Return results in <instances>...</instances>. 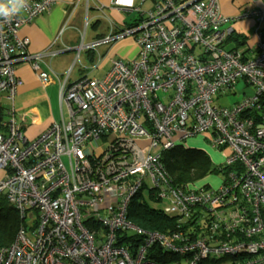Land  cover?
<instances>
[{"label":"built area","instance_id":"obj_1","mask_svg":"<svg viewBox=\"0 0 264 264\" xmlns=\"http://www.w3.org/2000/svg\"><path fill=\"white\" fill-rule=\"evenodd\" d=\"M53 2L27 0L0 17V197L22 219L13 242L0 247V264H157L147 259L154 245L181 257L170 264L220 256L264 264V9L241 15L256 20L255 48L246 57L224 48L236 18L224 17L217 0H110L138 20L90 48L127 37L136 58L112 60L100 79L63 85L69 120L28 141L14 108L22 84L16 66L28 64L43 86L52 78L41 66L50 54L29 53L20 32ZM239 81L252 95L214 104ZM199 134L230 151L216 191L174 187L160 162L163 151L187 148ZM141 190L165 203L160 210L175 219L174 230L129 221Z\"/></svg>","mask_w":264,"mask_h":264},{"label":"crops","instance_id":"obj_2","mask_svg":"<svg viewBox=\"0 0 264 264\" xmlns=\"http://www.w3.org/2000/svg\"><path fill=\"white\" fill-rule=\"evenodd\" d=\"M53 1L48 12L34 18L20 32L22 38L28 39L29 53L50 54L49 59L45 58L41 66L42 70L50 72L52 78L48 85L43 86L28 64L20 63L16 66V73L22 84L17 89L14 108L18 119L22 118L26 122L21 131L28 141L35 139L53 122L69 120L66 104L59 96L63 85L67 86L83 78L100 79L108 71L112 60L130 61L138 54L137 45L127 37L113 40L111 43H99L90 48L105 39L112 28L119 32V29L126 28L138 20L139 16L134 17V12L113 8L110 6V0ZM217 1L224 17L236 18L230 26L237 43L229 37L227 43L235 44L225 42L224 48H236L244 52L246 57L250 56L256 44L254 22L250 17L241 15L246 9H262L263 4L260 0ZM100 19L105 22L101 29ZM261 29L264 31V23ZM95 61L96 65L92 70L86 67ZM187 148L202 150L191 142Z\"/></svg>","mask_w":264,"mask_h":264},{"label":"trees","instance_id":"obj_3","mask_svg":"<svg viewBox=\"0 0 264 264\" xmlns=\"http://www.w3.org/2000/svg\"><path fill=\"white\" fill-rule=\"evenodd\" d=\"M135 22L126 28L134 26ZM229 37L237 43V39L232 34ZM227 41L228 39L226 43ZM160 162L172 185L183 190L198 186L207 188L209 186L208 183H205L206 177L222 172L219 166L215 167L211 163L210 158L203 150L197 148L176 146L163 151ZM143 193V190H141L132 200L127 214L129 221L137 228L158 233L165 234L170 230H174L177 225L175 219L165 215L160 209L151 208L146 202V196H152V192L149 191V194L145 193V195ZM151 200L153 201L152 198ZM21 223L22 219L18 211L7 202L5 197H0V247L9 246L13 242ZM126 239H129V237H126ZM136 241L140 240L137 239ZM150 249L147 259L153 260L157 264H170L181 261V257L162 250L156 245L151 246ZM243 259L245 258L241 256L210 257L201 264L205 262L209 264H237Z\"/></svg>","mask_w":264,"mask_h":264},{"label":"rangeland","instance_id":"obj_4","mask_svg":"<svg viewBox=\"0 0 264 264\" xmlns=\"http://www.w3.org/2000/svg\"><path fill=\"white\" fill-rule=\"evenodd\" d=\"M260 1L263 4L262 0H260ZM263 6H264V4H263ZM151 7H152L151 2L146 1L143 4L142 9L144 11H148ZM262 9H264V8H262ZM137 16H138V14L135 13L134 17H137ZM251 19H253V18H251ZM99 21H100L99 25H100V29H101V28H103L105 22H104V20H101V19ZM253 22H254V29H256V20L253 19ZM88 31H90V30H88ZM228 43H231L232 45L235 44L234 42H228ZM225 47H226V45H225ZM96 61L91 63V64H88L86 67H88V68H90V70H92L96 65ZM94 71H96V70H94ZM253 91L254 90H253L252 86H247L244 81H239L236 84L235 88H233L227 94L218 93V95L214 97V104H216L217 106H221V107H228V106L234 104V102H236L237 100H240L241 98H243L245 95L246 96L252 95ZM189 142L194 143L196 146H199L206 153V155L210 158L211 163L215 167H217V166L221 167L226 162V159L230 156V151L228 149L219 150V149L213 147L204 135L199 134V135H196L194 137L189 138L187 140V143H186L187 146H188ZM97 144H98V146L103 145L101 140L98 141ZM222 182H223L222 172H218V173L209 175L205 179V183H208V186H209L207 188L210 191L218 190L219 187L222 185ZM143 192H144V190H143ZM143 194L145 195V192ZM146 202L151 208L160 209L162 207H165V203L154 202L148 198H147ZM203 264H209V263L205 262Z\"/></svg>","mask_w":264,"mask_h":264},{"label":"clouds","instance_id":"obj_5","mask_svg":"<svg viewBox=\"0 0 264 264\" xmlns=\"http://www.w3.org/2000/svg\"><path fill=\"white\" fill-rule=\"evenodd\" d=\"M27 0H0V17H10L13 14L18 13L26 6ZM127 3L131 5L132 0H127Z\"/></svg>","mask_w":264,"mask_h":264}]
</instances>
